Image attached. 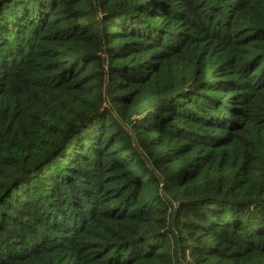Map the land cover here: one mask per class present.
<instances>
[{"label": "trees", "instance_id": "1", "mask_svg": "<svg viewBox=\"0 0 264 264\" xmlns=\"http://www.w3.org/2000/svg\"><path fill=\"white\" fill-rule=\"evenodd\" d=\"M0 264H264V0H0Z\"/></svg>", "mask_w": 264, "mask_h": 264}]
</instances>
